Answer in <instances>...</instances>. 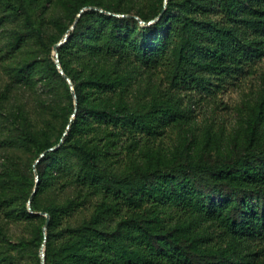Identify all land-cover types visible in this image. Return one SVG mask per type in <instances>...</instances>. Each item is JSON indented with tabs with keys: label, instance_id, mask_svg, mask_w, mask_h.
<instances>
[{
	"label": "trees",
	"instance_id": "16d2710c",
	"mask_svg": "<svg viewBox=\"0 0 264 264\" xmlns=\"http://www.w3.org/2000/svg\"><path fill=\"white\" fill-rule=\"evenodd\" d=\"M0 3L22 19L10 48L32 43L40 52L22 51L0 89V117L13 125L8 143L33 152L32 169L63 138L35 164L37 182L15 161L2 169L0 264H40L43 242L44 264H264V74L226 135L186 126L190 115L176 94L187 86L211 92L264 56V0ZM89 5L103 10H83L70 29ZM116 14L160 16L144 25ZM66 32L57 52L76 108L52 55ZM158 67L169 86L141 96L143 73ZM37 81L52 95L41 100L49 116L38 125L26 107L7 108L13 92L33 91ZM173 125L178 139L155 143ZM72 159L73 193L41 204ZM86 206L89 216L72 223ZM40 210L49 216L46 233ZM19 221L24 230L13 237L10 224Z\"/></svg>",
	"mask_w": 264,
	"mask_h": 264
},
{
	"label": "rangeland",
	"instance_id": "374dc122",
	"mask_svg": "<svg viewBox=\"0 0 264 264\" xmlns=\"http://www.w3.org/2000/svg\"><path fill=\"white\" fill-rule=\"evenodd\" d=\"M39 12L40 10L36 12V16L39 15ZM21 21V16L10 15L0 3V89L3 88L4 83L8 79V67L14 66L22 58V51L32 49L35 53L39 52L32 43H29L22 50L10 48V42L14 38V33L20 27ZM52 55L55 57L54 50H52ZM263 74L264 56L245 62L238 72L219 82V86L211 92L196 90V88L188 86L176 90V94L181 98L182 107L190 115V124L186 126L197 132L207 126H211L214 131H221L225 135L231 132L239 119V110L244 107L245 100L252 97L263 84ZM168 86L164 69L158 67L143 73L139 91L140 95L143 96L145 90H156V87L162 89ZM50 97L52 95L48 90L42 83L37 81L33 91L13 92L8 100L7 108L13 109L18 105L26 107L34 123L38 125L41 124L43 118L49 116L47 113H41V100ZM60 97L63 102L67 101L66 96L63 94ZM56 127H60V120L56 122ZM12 130L11 117L5 113L0 117V173L5 165L11 166L10 163L15 161L18 164L20 173L34 176L36 179L34 163L37 159L33 162L32 169H30L29 163L33 152L19 145H9L8 141L12 136ZM178 134V126H168L156 136L155 143L170 147L178 139ZM76 168V159H72L69 170L62 175L60 182L39 195L41 204L46 205L52 201L61 200L73 193V185L70 182L74 177L73 173ZM40 212H43L42 210L38 211V213L45 216L44 213ZM90 212V207L81 208L71 217V222L78 224L83 217L89 216ZM0 214L2 215L1 212ZM23 230V223L20 221L10 224V233L13 237H16Z\"/></svg>",
	"mask_w": 264,
	"mask_h": 264
},
{
	"label": "water",
	"instance_id": "95a60500",
	"mask_svg": "<svg viewBox=\"0 0 264 264\" xmlns=\"http://www.w3.org/2000/svg\"><path fill=\"white\" fill-rule=\"evenodd\" d=\"M166 1H167V0H164V3H166ZM89 8L103 10L102 8H99V7H97V6H92V5H89V6H85V7H83V8L80 10V12L77 14V16H76L74 22L71 24L70 29H72V28L74 27L75 22H76L77 18L79 17L80 13H81L83 10H85V9H89ZM116 15H119V14H116ZM127 15H128V14H127ZM129 16H134V15H129ZM159 16H160V14H159L156 18H154V19H152V20H150V21H148V22L143 21V20L140 19L138 16H134V17L137 18L138 21H139L141 24L147 25V24H150V23L154 22ZM68 35H69V33L66 32L65 35H64V37H63L58 43H56V44L53 45V50H54V53H55L54 61H55V64H56L57 69H58L59 72L63 75V77H65V79L68 81V83H69V85H70L71 93H72V96H73V98H74V107L76 108L77 101H76V95H75V91H74V88H73L72 82H71L70 78L64 73V71H63V69H62V67H61V64H60V61H59V57H58V52H57V46H59L61 43H63V42L66 40V38H67ZM73 115H74V113H73ZM73 115H72V116H73ZM66 132H67V129H66L65 133H66ZM62 139H63V138H62ZM62 139H60V141H59L58 144H56L55 146H53V147H51V148H48L47 150L53 149V148L57 147L58 145H60L61 142H62ZM47 150L43 151V152L39 155V157L37 158L36 162L34 163V167H35V164L37 163V161H38V160L44 155V153H45ZM35 176H36V181H35V182H37V181H38V173H37L36 169H35ZM34 191H35V188H34ZM30 201H31V196H30V198H29V200H28V205H27V206H28V209L32 212V210H31V206H30ZM37 213H38V212H37ZM40 213H44L45 216H46V222H45V224H44V226H43V231H44V233H46V228H47V224H48L49 216H48V214H47L46 212H40ZM39 255H40V264H44V259H45V243H44V242L42 243V245H41V247H40V249H39Z\"/></svg>",
	"mask_w": 264,
	"mask_h": 264
}]
</instances>
